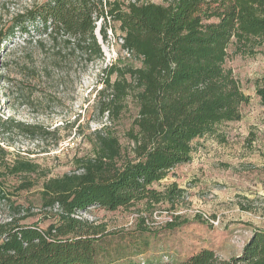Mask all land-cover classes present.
<instances>
[{"label":"trees","instance_id":"16d2710c","mask_svg":"<svg viewBox=\"0 0 264 264\" xmlns=\"http://www.w3.org/2000/svg\"><path fill=\"white\" fill-rule=\"evenodd\" d=\"M99 21L105 40L108 22L118 23L122 48L142 62L103 68L97 91L100 112L110 122L121 120L131 103L138 108L125 134L129 154L123 158L118 137L100 132L94 154L77 160L78 170L43 185L44 200L58 206L56 222L47 228L17 222L2 229L0 264H97L99 243L109 231L78 213L183 198L185 189L175 182L163 190L156 184L192 160L198 139L225 141L217 128L241 120V106L250 101L227 61L233 53L253 55L263 44L264 0H46L17 14L4 37L33 28L93 61L103 57ZM256 93L264 105V81ZM3 185L0 177V199L10 198ZM143 264H264V229H255L242 252L229 259L205 248L184 260Z\"/></svg>","mask_w":264,"mask_h":264},{"label":"rangeland","instance_id":"374dc122","mask_svg":"<svg viewBox=\"0 0 264 264\" xmlns=\"http://www.w3.org/2000/svg\"><path fill=\"white\" fill-rule=\"evenodd\" d=\"M44 1L0 0V177L10 196L0 199V240L2 229L17 222L42 228L56 222L58 206L44 200L43 185L78 170L77 160L94 154L100 132L118 137L126 158L125 134L138 112L131 103L121 120L110 122L98 106L103 68L142 65L122 48L118 23L108 22L105 40L98 22L103 57L93 61L33 28L30 34L4 37L17 14ZM227 66L250 101L241 106V120L217 128L225 141L210 135L198 139L192 160L156 184L163 190L175 182L185 189L183 198L78 213L109 231L99 243L97 264L180 261L205 248L229 259L242 252L255 229H264V105L256 93L264 81V42L253 55L233 53ZM172 220L178 223L174 228L167 225Z\"/></svg>","mask_w":264,"mask_h":264}]
</instances>
